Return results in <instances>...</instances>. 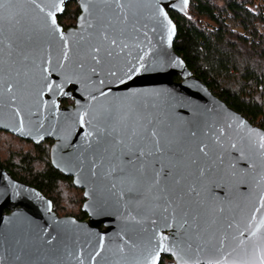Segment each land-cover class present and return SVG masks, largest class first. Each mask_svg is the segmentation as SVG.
Returning a JSON list of instances; mask_svg holds the SVG:
<instances>
[{
    "label": "water",
    "instance_id": "1",
    "mask_svg": "<svg viewBox=\"0 0 264 264\" xmlns=\"http://www.w3.org/2000/svg\"><path fill=\"white\" fill-rule=\"evenodd\" d=\"M191 1L5 0L0 132L54 143L87 220L0 166V264H264V130L175 53Z\"/></svg>",
    "mask_w": 264,
    "mask_h": 264
},
{
    "label": "trees",
    "instance_id": "2",
    "mask_svg": "<svg viewBox=\"0 0 264 264\" xmlns=\"http://www.w3.org/2000/svg\"><path fill=\"white\" fill-rule=\"evenodd\" d=\"M80 15L71 4L59 25L64 31L74 29ZM169 15L177 27L174 51L187 69L215 97L264 130V0H192L187 17ZM51 148L52 142L35 146L0 134V165L51 201L59 218L82 222V192L53 169ZM171 261L165 258L161 264Z\"/></svg>",
    "mask_w": 264,
    "mask_h": 264
},
{
    "label": "snow or ice",
    "instance_id": "3",
    "mask_svg": "<svg viewBox=\"0 0 264 264\" xmlns=\"http://www.w3.org/2000/svg\"><path fill=\"white\" fill-rule=\"evenodd\" d=\"M8 3L11 2V0H7ZM5 5V0H0V8H3ZM50 16H52V25L53 27L55 28V24H56V21H55V17L52 13H49ZM17 23H19V21H17ZM113 43H115V41H113ZM96 51H99V49H97ZM65 58H67V53H65ZM130 71H138V69H131ZM129 79H131V77H129ZM57 87H60L59 85H57ZM52 86L49 85V90H51ZM81 122L83 123V117L81 118ZM153 135H155V133H153ZM262 147H264V145H262ZM201 151H203V149H201ZM139 155H143V153H140ZM261 209H264V199L261 200L260 202V207L256 209L257 212H259ZM166 240L167 238H163L157 252H156V257H155V262L154 264H159V255H160V252L161 251H166L167 248H166ZM221 243H223V241H221ZM96 255H99V253H97Z\"/></svg>",
    "mask_w": 264,
    "mask_h": 264
},
{
    "label": "flooded vegetation",
    "instance_id": "4",
    "mask_svg": "<svg viewBox=\"0 0 264 264\" xmlns=\"http://www.w3.org/2000/svg\"><path fill=\"white\" fill-rule=\"evenodd\" d=\"M0 134H5V135H7V136H10V137H12V138H15V139H17V140H21V139H19V138H17V137H15V136H13V135H11V134H8V133H5V132H0ZM21 141H24V142H27V141H25V140H21ZM46 142H52V141H45L44 143H46ZM30 143V142H29ZM43 143V144H44ZM43 144H41V145H39V146H42ZM34 145V144H33ZM53 145H54V143L52 142V147H53ZM36 146V145H35ZM52 149V148H51ZM51 149H50V154H51ZM50 154H49V157H50ZM1 166V165H0ZM2 167V166H1ZM6 171V170H5ZM7 172V171H6ZM8 173V172H7ZM10 174V173H9ZM11 175V174H10ZM12 176V175H11ZM13 177V176H12ZM15 179V178H14ZM16 180V179H15ZM72 180V179H71ZM73 181V180H72ZM74 187V186H73ZM75 188V187H74ZM76 189V188H75ZM77 190V189H76ZM78 191H80V190H78ZM80 192H82V197H83V200H84V192L83 191H80ZM84 204H85V200H84ZM84 204L82 205V209H83V206H84ZM82 209H81V211H82ZM82 214H83V212H82ZM85 215V214H84ZM86 216V215H85ZM86 220H87V216H86ZM86 220H84V221H86ZM77 221V220H76ZM84 221H82V222H84Z\"/></svg>",
    "mask_w": 264,
    "mask_h": 264
},
{
    "label": "built area",
    "instance_id": "5",
    "mask_svg": "<svg viewBox=\"0 0 264 264\" xmlns=\"http://www.w3.org/2000/svg\"><path fill=\"white\" fill-rule=\"evenodd\" d=\"M259 32H260V30H259Z\"/></svg>",
    "mask_w": 264,
    "mask_h": 264
}]
</instances>
